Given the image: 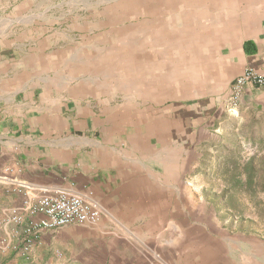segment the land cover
<instances>
[{"label":"crops","instance_id":"crops-1","mask_svg":"<svg viewBox=\"0 0 264 264\" xmlns=\"http://www.w3.org/2000/svg\"><path fill=\"white\" fill-rule=\"evenodd\" d=\"M247 68L264 72V0L17 1L0 15V264L25 263L8 218L58 192L101 217L43 231L36 264H264V239L208 225L194 194L200 140L264 112V85L228 109Z\"/></svg>","mask_w":264,"mask_h":264},{"label":"trees","instance_id":"trees-1","mask_svg":"<svg viewBox=\"0 0 264 264\" xmlns=\"http://www.w3.org/2000/svg\"><path fill=\"white\" fill-rule=\"evenodd\" d=\"M233 129L224 135L232 139L228 143H223L222 139L198 143V164L193 172L203 173L208 178H211V174H217L223 187L219 193L213 194L211 200L218 210L219 204H222L220 210L225 211L224 214L226 211L233 212L225 215L241 213L244 209L240 197L246 196L255 207L261 209L260 217L264 219V201L257 199L259 193H264V112H255L247 120L246 126L240 128V133L255 147V152L246 159L239 144L241 136L235 127Z\"/></svg>","mask_w":264,"mask_h":264},{"label":"built area","instance_id":"built-area-1","mask_svg":"<svg viewBox=\"0 0 264 264\" xmlns=\"http://www.w3.org/2000/svg\"><path fill=\"white\" fill-rule=\"evenodd\" d=\"M248 85H264V72L247 68L235 79L229 95V111L238 110L242 93ZM24 204L27 213L32 218L27 220L23 214L17 212L8 218L9 221L18 225L22 224V240L19 251L25 258L24 264H36L33 250L40 242L43 231L70 224L96 222L101 217V210L98 206L82 195L74 193H43L28 198ZM37 215H39L38 218Z\"/></svg>","mask_w":264,"mask_h":264},{"label":"rangeland","instance_id":"rangeland-1","mask_svg":"<svg viewBox=\"0 0 264 264\" xmlns=\"http://www.w3.org/2000/svg\"><path fill=\"white\" fill-rule=\"evenodd\" d=\"M19 0H0V15H3V13H7L10 8ZM249 119V118H248ZM248 119H237L234 122H231L230 124H226L222 129L220 134L212 135L211 137L203 138L200 141H215L218 142L220 139H222L223 143H228L232 139H227L225 133H228L231 129L235 127V131L239 132V135L241 136V140L239 141V144L241 145L243 149V155L244 159L248 158L250 155H252L255 152V147L252 146L251 142L248 141L242 133H240V128L244 125L246 126ZM231 130V131H232ZM215 149H213V153H215ZM198 153L194 154V158H198ZM194 177H198L201 179L198 182L195 183L194 186V194H201L203 195L202 205L203 209L206 211L205 219L208 222V225L210 224H219V225H225L228 229H239L242 228V231H246L247 233H251L253 235H257L260 239H264V219L260 217L261 215V209L255 207V204L250 200L248 197H240L241 201L243 202V211L241 213L235 212V216L233 215H225L231 214L233 212L226 211L222 212L220 209L222 208V204H219V212L220 216L218 217L217 213H215V210H217V205H215L211 198L214 193H219L222 189V183L217 178V174H211V178H208L203 173H195ZM209 197L208 201L205 200V196ZM264 201V193H259L258 198ZM257 201V200H256ZM205 202V203H204ZM232 216V217H231ZM204 220V221H206ZM246 233V235H247ZM38 260V259H37ZM37 264H60L57 260V258H54L51 263H45L42 262L41 259L38 260Z\"/></svg>","mask_w":264,"mask_h":264}]
</instances>
